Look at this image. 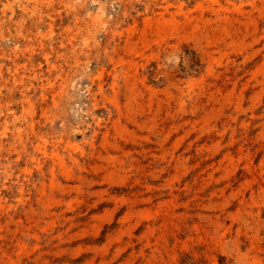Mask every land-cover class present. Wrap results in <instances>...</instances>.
I'll use <instances>...</instances> for the list:
<instances>
[{
    "label": "rangeland",
    "instance_id": "1",
    "mask_svg": "<svg viewBox=\"0 0 264 264\" xmlns=\"http://www.w3.org/2000/svg\"><path fill=\"white\" fill-rule=\"evenodd\" d=\"M0 264H264V0H0Z\"/></svg>",
    "mask_w": 264,
    "mask_h": 264
}]
</instances>
